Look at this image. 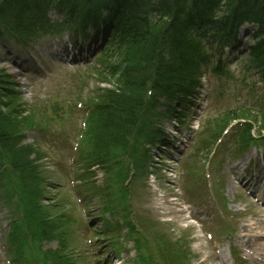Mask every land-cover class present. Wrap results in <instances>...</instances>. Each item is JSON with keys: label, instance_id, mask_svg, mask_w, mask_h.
Returning a JSON list of instances; mask_svg holds the SVG:
<instances>
[{"label": "rangeland", "instance_id": "374dc122", "mask_svg": "<svg viewBox=\"0 0 264 264\" xmlns=\"http://www.w3.org/2000/svg\"><path fill=\"white\" fill-rule=\"evenodd\" d=\"M54 15L55 14H52V16ZM35 28L36 27H33L31 30H35ZM251 31L252 29L250 28H245L243 30L242 35L239 36L237 42H235L236 45L234 49L238 51L241 48H247V46L250 44L247 34ZM212 47L213 45L211 43H207L204 46V50H206V52L203 51L202 54L206 56L207 62L204 64L198 63L196 65L195 63L196 59L199 57L201 58V56L192 54L190 55L189 59L188 54V65L184 70H182L181 74L184 79L187 78V80L190 82L183 83V86L185 84H191L194 79L196 81L199 78V75H202L203 77L205 76V74H202L203 70L209 68V66L213 64L210 60H213V57H215L214 55L217 53L215 52V54H213ZM116 48L119 49L116 51L118 54H114L110 60L112 64L115 63L117 69L127 66L125 62H127V64L135 62L137 57L135 58L133 54L139 55L142 52L140 48H136L129 50L132 54H126V50L122 45L120 46L118 42L116 43ZM17 50H19V46L17 47ZM237 57L241 58V55L239 56V54H233L228 61L231 60L230 62L233 64L236 61L235 58ZM239 64L241 67H243V69H247L246 63L239 62ZM190 65L192 67H190ZM230 68H233L234 74H238L236 66ZM10 70H8L9 73L13 74L15 72V69L13 68ZM4 73L8 74V72L3 71V67L0 66V76H4ZM89 73L91 72L89 71L87 74ZM14 74L17 77L18 74ZM72 77L76 78L79 76L73 75ZM72 77H69L68 79H71ZM79 80H84V77H80ZM109 80L115 83L114 78L109 77ZM177 80L180 83L179 79ZM204 82L206 84V79H204ZM94 83L95 88L99 89L100 93H103V90L109 86L104 84L100 77L94 78ZM218 88L219 87L216 85V90L214 92H216ZM15 89L16 87L13 84L0 87V128H5V131L7 128L8 132L6 131V136L10 138L8 142H0V205H3L4 201L7 200L13 206H20V197L16 191L19 189L21 195L27 201L26 208H28L30 217L33 221L31 226L36 227L37 230H51L54 236L58 237L60 232L59 223L63 222V219L65 218L63 216L59 219V216L53 213V207L56 200H63L62 210L64 209L66 213H72V216L78 217V215H74V210L71 209L69 207L70 205L68 204V202H73L75 200L73 198L72 186L70 187L68 184V181L74 172V168L68 164L67 159L64 160L62 169L57 170L54 165H52V162L57 160L63 154L58 153V157L55 155L54 151L48 149L43 143L44 139L51 138L50 135L53 133V130L47 129L40 132L38 129H33V131H30V129L33 127L44 125V118L42 117L43 115L40 117H34V115L31 113H28L25 109L24 100L16 99L13 96L15 94ZM228 89L224 91L226 96L217 102V106L221 109L210 113L205 117L206 119L211 116V118H209V122H212V129L214 128L216 120L224 118V109L233 106L236 104V102L237 107L241 106L238 104L239 101L236 100L242 99L245 92L241 93L233 90L231 92L230 89L229 91ZM68 93L70 95H75V93L69 89ZM78 96L79 97L77 99L73 100L77 102L79 101V98H85V102L83 103L86 104L88 103L87 98L91 96V94L88 93L87 89L83 88ZM162 102H165L163 110H165L168 106L171 109L174 108L175 104L172 105V102H168V104L165 100H162ZM62 103L63 105H66L64 101H62ZM73 109L74 107H72V105H68L67 111H65L63 107H60L59 110H61V114L64 115L69 114ZM146 109L147 107L143 109V112H145ZM150 112L153 113L155 110L152 109ZM251 115H253V113H251ZM76 117L80 121L84 119L85 116L83 117L82 113L76 111ZM262 117L263 116L253 115L252 119H256L258 122L255 123L256 127H259V125L262 124ZM173 122L174 120L170 118L160 119L158 123L160 128L164 130L165 128H171ZM141 123H143V121L142 117L140 116V122L138 126H140ZM94 141H97L96 134ZM58 147L60 148V146ZM113 150L118 149L115 148ZM157 152L158 149L156 144L150 153V156L153 159L152 163L150 164V168H147V172L144 171V173H141L142 178H135L133 180L131 190H129L131 204L135 208L139 205L140 209L144 211L141 214L149 217L150 220L155 219L160 221L162 224H165L166 227L171 228V231H173L175 236L178 238L184 235L187 236L189 240H191L190 244L193 253L201 254L203 259H205L206 264H214V261L210 257V245L207 243L204 234L199 228V225L190 219V214L186 207L180 208V206H183V201L181 198H186L183 179L179 180L178 178V184L172 183L174 176L171 175H173V171H175L173 169H161L158 166V171L154 172V170L157 168ZM119 161L122 163L124 171H126L133 164V156L128 155ZM25 165H27L26 168L24 167ZM93 172L95 177V185H98L100 190L98 191L97 197L93 196V198H90L91 204L87 208L92 210L91 214L96 217L95 221L97 222L101 218L100 211L103 207L102 205H114L115 203H119L120 199L126 197V194L124 195V184L116 177L117 175H120V171L118 168L113 167L112 164L106 174L104 171L98 168H95ZM234 172L236 176H238L242 173V170L236 165L232 167H226L222 171V174H220L225 182L224 193H227V202L229 203L227 210L233 213L237 221L242 223L244 220H246L244 221V224H241L242 228H259L264 225V218L261 214H259L260 212L257 209H255L257 212L256 215L252 216L250 214L253 211L251 209L254 208L251 206L248 199L242 195L241 188L238 185ZM169 173L171 175H169ZM178 176L182 177V174L179 172ZM80 188L81 187L79 186L77 187L78 192L80 191ZM213 192L219 191L218 189L214 188ZM6 194L7 198L4 197ZM173 196H176L178 199H180L179 206L176 205L177 203L174 204L169 201V199L174 198ZM212 205H214V203H208V210H211ZM105 215L107 216V213ZM211 217L212 214L210 213L209 218ZM0 218L4 222L8 221L5 217V214L1 211ZM213 224L218 225V221L214 220ZM71 229L72 233L79 237L85 235L87 232V229L78 228L75 224H71ZM65 235V241L67 244V234ZM76 240L78 241V244H82L85 247V243H83L82 240H80L78 237ZM55 246L56 244H49V247L53 248ZM64 252L69 254L70 250H64ZM63 254L65 255V253ZM67 257L68 255H66V258L63 256L62 259L65 258L66 261ZM135 258L136 255H134L133 259ZM192 262L193 264L198 263L196 259H192Z\"/></svg>", "mask_w": 264, "mask_h": 264}, {"label": "trees", "instance_id": "16d2710c", "mask_svg": "<svg viewBox=\"0 0 264 264\" xmlns=\"http://www.w3.org/2000/svg\"><path fill=\"white\" fill-rule=\"evenodd\" d=\"M7 1V0H2ZM84 1V0H83ZM106 2L124 13L119 21L123 31V45L128 51L140 48L141 54H133L137 60L120 69L115 77V88L110 89L102 100V112L96 123L95 134L100 148L108 150L111 144L126 139L132 127L139 122L145 107L142 97L135 92H144L152 83L158 93L169 94L170 81L175 69L186 63V41L184 30L189 25H200L216 29L224 38L236 35L244 23L259 24L264 29V0H90ZM79 0H68L77 5ZM223 8L222 16H218ZM160 16L158 23L153 19ZM0 20L13 22L2 10ZM201 26V25H200ZM185 34V33H184ZM184 39V44L182 41ZM255 49L264 60V36ZM3 83H0V87ZM253 117L250 114L235 118ZM264 124V119L262 120ZM0 140L9 141L7 128H0Z\"/></svg>", "mask_w": 264, "mask_h": 264}, {"label": "bare ground", "instance_id": "6f19581e", "mask_svg": "<svg viewBox=\"0 0 264 264\" xmlns=\"http://www.w3.org/2000/svg\"><path fill=\"white\" fill-rule=\"evenodd\" d=\"M67 23L68 24H73V23H76V21H74L73 19H71V18H68L67 19ZM201 26H206L207 25V20H205V22L203 23V24H200ZM102 27L103 28H105V26L104 25H102ZM105 32L104 33H108V32H110L111 30H104ZM84 32V34L85 35H90V31H83ZM128 137H130L131 138V134H128ZM248 243V242H247ZM249 244H251V242L249 241Z\"/></svg>", "mask_w": 264, "mask_h": 264}]
</instances>
